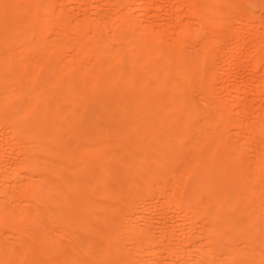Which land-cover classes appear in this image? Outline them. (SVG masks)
<instances>
[{
    "label": "bare ground",
    "instance_id": "6f19581e",
    "mask_svg": "<svg viewBox=\"0 0 264 264\" xmlns=\"http://www.w3.org/2000/svg\"><path fill=\"white\" fill-rule=\"evenodd\" d=\"M113 1L0 0V264H264V123Z\"/></svg>",
    "mask_w": 264,
    "mask_h": 264
},
{
    "label": "rangeland",
    "instance_id": "374dc122",
    "mask_svg": "<svg viewBox=\"0 0 264 264\" xmlns=\"http://www.w3.org/2000/svg\"><path fill=\"white\" fill-rule=\"evenodd\" d=\"M122 1L124 2L125 0H122ZM127 1H129V0H127ZM177 1H176V4L174 3L175 6H173L172 4L170 5L169 0H168V4L169 5L167 3H165V5L167 4V6L169 7V9H167L168 7H166L164 5V0H159L156 3L155 7L152 8V11L150 9L151 12L150 11L148 13L145 12L146 15H148L147 17L144 15L145 13L141 15V13H143V11H142L143 9H141V11H136L137 13L136 12H131V13H134L132 15L130 13V16L129 17H131V16L134 17L135 15L138 14L137 15L138 17L136 16L137 17V21L142 16L143 19H140V20H144V21L147 20L146 21L147 24H148V22L152 23L153 24L152 25L153 31H156V33H153V35H156L157 32H158V34H159V32H160V34H162L164 32V34L161 35L162 38H164V35H166V33L169 32L168 33L169 34L168 35L169 37L167 35L165 36V39L167 37V38H169V41H167L168 39L167 40H163V41H167V43H170V44H167L166 42H163V41L161 43L162 44H165L166 43V45H167L166 47L167 48L164 49L165 51H163V50L162 51L166 55V57H168L170 59H168V61H164V63H161V61L164 60V58L163 59L160 58V56L162 55V51L160 53L157 47H155V48L153 47L154 50L153 49L152 50L154 52L151 49H149L150 48L149 46H150V44L152 42V40L150 38V37H152V34L150 35V37L147 36V39L145 40L147 46L144 43L145 48H148L147 51L149 50L147 54L155 62L158 61L163 66H168L169 65V67L170 66L173 67V66H176V64L173 65L172 59L175 58V57H172L174 55L170 56L171 55V53H170L171 52V49H173V51L175 50L174 51L175 52L174 54H176V52L181 51V54L179 52V53L176 54V56H178V58H182V56L179 57L180 55H184V56L187 57L188 61H186L187 60L186 57L184 58V59H186L185 61L182 60V61H184L183 65L185 66V68H187V69H189L191 71H196V72L202 73L201 78L203 79V81L204 82H207L211 86H215L214 88L220 87V85H222V82H223V79H224L225 80L226 89L228 90V92L230 94V92L234 88H236V86H238L240 84V91L237 93V97H242L243 98V101H241L240 108L238 110H236V109L235 110L239 112V115L241 116L242 119H248V121L249 120L254 121L260 127L264 123V0H234V1L233 0H227V1L226 0H194L195 1V2H193L194 4L192 3L193 0L192 1L190 0L191 4L189 3L188 0H179V1H185V3L184 2H181L180 3L179 1L178 2ZM222 1L225 2V3H223ZM241 1H243V2H241ZM101 2H102V0H101ZM119 2H120V6L122 8L121 0ZM144 2L145 3L142 5L143 8H145L144 6L147 3V1H144ZM173 2H174V0H172V3ZM209 2H211V3L209 4ZM128 3L126 2L125 5L122 3L124 5V8H122V11L125 10V6H126V8H128L130 6ZM133 3L131 2L130 4L132 5ZM178 3H180L181 5L183 4L184 7L186 5L188 6V4H189L190 6H192L191 8L194 10V12H195V10H196V12L203 11L206 14H207V11H208V13L211 12L212 10H213V12H215L216 11L215 10V7H218V8H219V6L226 7L225 9H227V11L225 10V12H224V10H222V12H224V13L221 12L222 17L219 16V20H222V18H223V20L226 21V19H228L227 22L229 23V24H227V22H226V26L227 27H225V25H222V26H224L225 30H227L225 33L222 32L223 29H222L221 33H218L221 36L222 35L223 36L226 35L224 37V39H220V41H219V40H217L218 37H216V34H214V33H216V31L214 32V29L217 30L218 28L221 27V26L218 27V26H216V25L213 24L216 21V19H217V16H214V15H213L214 18H215V21L214 22H213L214 19L211 20L212 17L209 19V17H206L205 16V21L206 22L203 23L204 20H201V19H199V20L196 19L197 21L194 20L195 18L198 17V16H196V14H199V12L198 13L195 12L196 14L193 15L194 18H193V16L191 18L192 20H194V22H193L190 18L187 17V14L189 13L190 10L188 11V13L185 12V11H181L180 10L181 13H180V11H178L179 13L175 11L176 12L175 13L176 16L177 15L179 16L180 14L181 15H184L183 13H186L185 14L186 17L184 18V16H183L182 17L183 19L181 18L182 20H180L181 22L178 20L175 23L174 21L172 22V20H171L172 23L170 22V24H169V20H170L169 17H171V19H172V13H173V12L172 13H170V12L173 10V7L176 10V8L179 6ZM113 4H115V2ZM184 4H186V5H184ZM202 4L204 6H202ZM208 4H209V6H206ZM116 5H119L118 2H117V0H116ZM116 5H115V8L120 7V6L116 7ZM176 5H177V7H176ZM163 6L166 7V9H167L168 12L169 11L170 12L169 13H166V11L163 9L164 8ZM171 6H172V9H171ZM190 6H189V8L188 7H185V9H187V8L190 9ZM212 6H214V8ZM236 6H238V7H236ZM181 7L182 6H180L179 8H181ZM184 7L182 9H184ZM130 8H132V7H129L128 9H130ZM146 8H148V7H146ZM237 8H239V9H237ZM221 9L222 8H220L219 10L221 11ZM231 11L232 12L235 11V12L232 13ZM76 12H77L76 9H73L72 10V13H76ZM217 12H218V10H217ZM226 12L228 13V15L225 14ZM211 13H209L210 14L209 16H211ZM218 14H220V13H218ZM203 15H205V14H203ZM173 18H174V15H173ZM206 18L209 19V20H207ZM219 20L217 19L218 22H219ZM186 22L187 23L190 22L189 23V26L191 24L192 27L195 28V30H194L195 32H196V29L200 30V23H203L202 25H204V24L206 25V24L210 23L209 24L210 26L208 25L209 27L207 25L206 26L204 25L205 26V29H206L205 32L202 29L204 27L201 26V29L203 31L202 32L203 35L201 36L202 38L200 37L201 34L199 35V37L196 36L197 34H195V36L193 35V38H191L190 40L189 39L187 40L186 38L183 40V41L187 40V42H185V43H188L189 42V45L186 44V46L188 47V49L190 48L189 50L185 47V45L183 46L182 40H181V42L178 41V40L175 41V39H178L177 36H178L179 33H177V32H179V30L183 26L184 27L188 26ZM142 23H144L143 25H146L145 22H142ZM195 23L197 24V26L199 24V27H197ZM133 24L130 23V25L134 26ZM168 24L170 25V28H169V30L166 29L168 31H165L164 29H165L166 26H169ZM219 25H221V24L219 23ZM244 26H246V27H244ZM184 27L180 30V32L182 31V33H183V32L191 31L189 29H186L187 27L186 28H184ZM130 28H131V26H130ZM137 28L134 27V28H132L134 30H131V31H133V34L135 33V35H138V34H136L138 32L137 31ZM138 29H140V27ZM230 29L231 30L233 29L232 31H234V33L233 32L231 33V30ZM238 29H239V31H238ZM242 29H244V30H242ZM207 30H208V32H207ZM241 31H243V32H241ZM150 32H151V30L150 31L148 30V33L149 34H150ZM200 33H201V30H200ZM191 35H192V33H191ZM206 35L208 36V39H203V36H206ZM183 36H184V34H183ZM156 37H158V35H156ZM149 39L151 40V42H150ZM192 39H195V40H192ZM214 39L217 40L216 41V44L213 43L215 41ZM172 40H173V43H171ZM200 40H201V42H199ZM203 40H206L207 41V42L204 41L203 42V45L205 43L207 45L206 44L204 46L202 45V41ZM242 41H243V43H242ZM179 42H180V44L182 43V45L179 46L180 48L177 47ZM171 44H174V45H171ZM190 44H191L192 47L190 46ZM200 45L203 48H201ZM157 46H159V45H157ZM161 46H160V50H161V48L163 49V47H161ZM182 46L185 48V50H188V53L189 52L191 53V54L190 53L189 54L192 56V58H191L192 61L193 62L194 61H197L198 63L197 62H194L193 63L191 61V59H189V57H188L189 55H185L187 52L184 51V50H182V48H181ZM235 47H237L239 50L237 48H235ZM233 49H237L238 51L233 50ZM150 50H151V53L153 55L154 54H156V55H154V56L150 55V53H149ZM166 50H169L170 52L169 51L167 52ZM232 51H234V52L230 55V53ZM168 53H169V56H167ZM229 56H232V57H230V60H232V62L230 60H228L229 59ZM163 57H165V56H163ZM233 58H234V60H233ZM175 59L176 60H174V59L173 60L174 61H177L178 60L177 57ZM189 61H191V62H189ZM178 62H180V61H178ZM196 63H197V65H195ZM232 63H234V65ZM232 66H234V68L236 69V71L239 72V74H241V76H239L238 78H235V79H228V77L226 75L227 74L229 75L231 73ZM190 67H191V69H190ZM253 68H256V70H257L254 73V75L251 74L252 73L251 70ZM222 72L224 73L223 76H221V74H220ZM216 73H219L220 75L214 77V74H216ZM245 92H248V95L246 96V99L244 97L245 96ZM219 96H221V95H219ZM226 96H227V94H226ZM228 97H231V96L228 95ZM249 103H251V104H249ZM257 130L260 131V129H257ZM259 140H257L258 142L255 141L256 142V145H254V146H260V147L263 146L262 144H260V142L262 143V140H264V139H259Z\"/></svg>",
    "mask_w": 264,
    "mask_h": 264
}]
</instances>
